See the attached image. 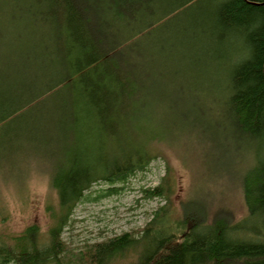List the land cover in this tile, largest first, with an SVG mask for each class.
Masks as SVG:
<instances>
[{"label": "trees", "instance_id": "obj_1", "mask_svg": "<svg viewBox=\"0 0 264 264\" xmlns=\"http://www.w3.org/2000/svg\"><path fill=\"white\" fill-rule=\"evenodd\" d=\"M193 1L0 0V146L9 155L22 145L23 155L29 148L47 157L58 200L46 236L33 224L9 243L0 240V264H111L130 250L136 252L134 264H264L259 155L239 181L246 209L240 221L226 211L210 218L201 202L188 200L175 222L159 208L138 232L77 249L62 238L92 185L124 183L159 157L151 151L170 142L171 131L157 121L149 126L161 107L182 111L180 126L191 131L207 126L212 134L206 139L215 143L251 148L264 142V0H224L211 11L215 41L237 46L239 54L224 85H214L221 97L208 112L215 130L185 113L204 115L194 101L200 88L185 90L188 83L180 86L174 71L168 80L153 74L159 64L149 60L146 37ZM184 92H192L187 102ZM33 110L37 115L27 118ZM83 136L85 143L95 140L96 153L78 150ZM169 189L164 177L143 191L144 198L166 199Z\"/></svg>", "mask_w": 264, "mask_h": 264}, {"label": "rangeland", "instance_id": "obj_2", "mask_svg": "<svg viewBox=\"0 0 264 264\" xmlns=\"http://www.w3.org/2000/svg\"><path fill=\"white\" fill-rule=\"evenodd\" d=\"M223 1L195 0L164 19L159 28L146 37L149 60L159 64V68L152 67L156 69L153 74L168 80L171 77L168 74L174 71L172 76L180 86L188 83L185 90H191V86L200 88V94L194 93V101L197 100V105L204 109V115L194 114L191 109L185 113L187 117L189 114L194 116V123L210 125L211 129L215 128L211 126L215 116L208 113L211 112L209 108L214 105V99L221 100L214 85H224L228 66L239 56L237 46L218 45L209 30L211 11ZM191 93L184 92L183 101L187 102ZM165 110L160 108L161 116L150 123L149 130L157 121L158 125L163 123V129L168 126L170 135L178 138L175 142L164 141L153 147L151 153L159 157L151 161L144 172L136 173L124 183L99 182L91 187L75 207L70 225L62 235L64 242L72 248L138 232L159 208H166L169 221L175 222L181 217L180 204L188 200L201 202L210 218L218 211L230 212L235 221L246 216L239 181L257 162V155L258 160H264V142L260 146L253 144L251 152L241 144L220 141L222 138L220 143H215L210 141L211 138L206 139L212 134L207 126L195 129V125L191 131L189 126H180L184 121L182 111ZM36 115L33 110L26 117ZM188 134L194 136V141L186 137ZM77 137L79 140L80 136ZM83 137L84 142L79 144L78 150L83 152L88 147L85 152L96 153L95 140L85 143ZM3 147L0 146V240L9 243L10 238L33 224L44 237L50 227L49 215L58 209L57 195L49 185L48 168L43 161L47 157H36L29 148L28 155H23L22 145L15 147L17 150L14 148L9 155ZM164 177L170 187L168 197L144 198L143 191L159 186ZM111 189L117 193H109ZM146 243L144 240L141 246ZM133 253L136 252L130 250L111 264H134Z\"/></svg>", "mask_w": 264, "mask_h": 264}, {"label": "bare ground", "instance_id": "obj_3", "mask_svg": "<svg viewBox=\"0 0 264 264\" xmlns=\"http://www.w3.org/2000/svg\"><path fill=\"white\" fill-rule=\"evenodd\" d=\"M176 137H177V136H175V135H171V136L169 137V141H170V142H175L174 140L176 139ZM186 137L189 138L191 141H194V136H193V135L191 136V134H188ZM177 138H178V137H177ZM234 146H236V145H234ZM245 148H246V147H245ZM246 149H247L248 152H251L250 148L247 147ZM239 184H240V183H239ZM92 186H93V185H92ZM92 186H91V187H92ZM239 186H240V185H239ZM90 189H91V188H90ZM90 189H89L87 192H89ZM87 192H85V195H86Z\"/></svg>", "mask_w": 264, "mask_h": 264}]
</instances>
